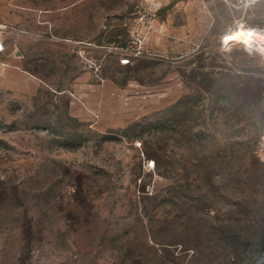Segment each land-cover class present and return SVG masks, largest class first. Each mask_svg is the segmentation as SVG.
Wrapping results in <instances>:
<instances>
[{
  "label": "rangeland",
  "instance_id": "374dc122",
  "mask_svg": "<svg viewBox=\"0 0 264 264\" xmlns=\"http://www.w3.org/2000/svg\"><path fill=\"white\" fill-rule=\"evenodd\" d=\"M241 24L264 0H0V264H264Z\"/></svg>",
  "mask_w": 264,
  "mask_h": 264
},
{
  "label": "bare ground",
  "instance_id": "6f19581e",
  "mask_svg": "<svg viewBox=\"0 0 264 264\" xmlns=\"http://www.w3.org/2000/svg\"><path fill=\"white\" fill-rule=\"evenodd\" d=\"M229 36L235 37V39H232L229 43H225L226 37ZM222 43L226 48L233 44L242 43L251 51L255 49L256 44L260 47H264V32L246 28L241 24L235 31L225 34L222 38Z\"/></svg>",
  "mask_w": 264,
  "mask_h": 264
},
{
  "label": "crops",
  "instance_id": "0c3cea01",
  "mask_svg": "<svg viewBox=\"0 0 264 264\" xmlns=\"http://www.w3.org/2000/svg\"><path fill=\"white\" fill-rule=\"evenodd\" d=\"M1 31V28H0ZM1 34V33H0ZM0 38L2 36L0 35ZM7 48L4 46L3 48H0V58L3 57L5 60H2L0 62V70H3L5 73L12 72L13 70H19L18 67H15L11 64L13 62L14 56H16L15 52L13 53H6Z\"/></svg>",
  "mask_w": 264,
  "mask_h": 264
},
{
  "label": "snow or ice",
  "instance_id": "6c2138e0",
  "mask_svg": "<svg viewBox=\"0 0 264 264\" xmlns=\"http://www.w3.org/2000/svg\"><path fill=\"white\" fill-rule=\"evenodd\" d=\"M232 39H235V37L232 36L226 37L225 43H229Z\"/></svg>",
  "mask_w": 264,
  "mask_h": 264
},
{
  "label": "built area",
  "instance_id": "2783aa9c",
  "mask_svg": "<svg viewBox=\"0 0 264 264\" xmlns=\"http://www.w3.org/2000/svg\"><path fill=\"white\" fill-rule=\"evenodd\" d=\"M4 47V41L2 38H0V48H3Z\"/></svg>",
  "mask_w": 264,
  "mask_h": 264
},
{
  "label": "trees",
  "instance_id": "16d2710c",
  "mask_svg": "<svg viewBox=\"0 0 264 264\" xmlns=\"http://www.w3.org/2000/svg\"><path fill=\"white\" fill-rule=\"evenodd\" d=\"M26 71L30 72V71H29V70H27V69H26ZM262 245H263V248H264V239H263Z\"/></svg>",
  "mask_w": 264,
  "mask_h": 264
}]
</instances>
